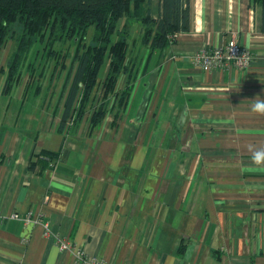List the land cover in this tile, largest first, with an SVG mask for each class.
<instances>
[{
    "label": "crops",
    "instance_id": "crops-1",
    "mask_svg": "<svg viewBox=\"0 0 264 264\" xmlns=\"http://www.w3.org/2000/svg\"><path fill=\"white\" fill-rule=\"evenodd\" d=\"M190 9V28L169 47L134 48L143 58L115 122L110 113L92 127L89 106L60 131L49 97L24 109L23 85L17 112L0 111V211L19 216L0 222V264H76V249L107 264H264V162L253 161L264 114L251 111L264 100L260 9L255 0ZM233 36L254 53L248 69L193 62L204 44Z\"/></svg>",
    "mask_w": 264,
    "mask_h": 264
},
{
    "label": "trees",
    "instance_id": "trees-1",
    "mask_svg": "<svg viewBox=\"0 0 264 264\" xmlns=\"http://www.w3.org/2000/svg\"><path fill=\"white\" fill-rule=\"evenodd\" d=\"M255 3L260 9L259 20L264 31V0H255ZM190 22V0H0V55L16 27H20L23 36L8 61L4 92L19 88L28 73L23 85L24 100L31 94L36 79L34 95L42 94L45 87L43 97H49L56 81L67 70L58 96L52 95L58 100L54 113L61 110L58 129L63 131L68 123L70 128L81 120L87 108H93L91 101L96 97L90 117L91 126L95 127L117 105L119 115L129 98L138 63L143 58L133 53V45L139 46L137 52L144 49L150 56L169 47L178 33L190 28ZM133 24L140 26L137 40L131 39ZM92 28L93 33L86 42ZM44 41L46 59L38 73L39 51L35 50L32 59L29 54L38 42ZM56 41L65 45L70 41L72 47L66 45L60 51L50 70L48 84L43 85L48 75L45 73L55 59L53 45ZM106 57L107 73L100 82V70ZM69 59L70 66L67 65ZM1 72H5V66ZM121 80L123 87L119 86ZM42 106L44 103L39 111ZM45 153L51 159L55 156Z\"/></svg>",
    "mask_w": 264,
    "mask_h": 264
},
{
    "label": "rangeland",
    "instance_id": "rangeland-1",
    "mask_svg": "<svg viewBox=\"0 0 264 264\" xmlns=\"http://www.w3.org/2000/svg\"><path fill=\"white\" fill-rule=\"evenodd\" d=\"M139 27H140L139 24H136L133 26V29H131V32H130L131 33V39H135V40L139 39V34H138L139 33ZM13 33H14V36L12 38H10L9 43L7 44V46L4 48V50L2 51V53L0 55V111L2 110L3 114H4V112H6V110L8 109V113H7V117H6L7 119L10 117V114H15L17 112V110L20 108V103H21V101L18 99L19 88H14V90H12L10 93L4 92V86H5L6 77H7V68L6 67L8 65V61L11 58L13 52L15 51V49L17 47L16 45L20 42L21 37H23L20 27H18V28L16 27L15 32H13ZM92 33H93V28L89 30V33H88L87 38H86V42L89 41V38L92 35ZM48 39H49V37H48ZM48 39H47V42H48ZM44 44H46V41H44V43L38 42L32 50V52L34 51V53L32 54V52H31L29 54L30 58L32 59V58H35V55H34L36 53L35 50L39 51V53L37 52L38 58H36L37 62H38L37 63L38 73L42 70V66H43L45 59H46L44 57L45 56L44 53L46 52V49H44V47H45ZM66 45H67V47H72V43H70V41ZM66 45L64 43L63 44L60 43L59 41H56L54 43L53 50L56 51L55 59H54L53 63L51 64V66L47 69V73H45V76H46V74H48V75H47L46 81H44L43 85H47L50 72H52L50 70L53 68L55 61H57L58 54L60 53V51H62L63 48H65ZM137 46H138V43H137ZM133 47H135L137 50L139 49V46L136 47L133 45ZM133 53H134V50H133ZM105 60L106 61L100 70L101 77H103L104 72L106 71L107 65H108L107 57L105 58ZM70 61H71V59L67 60L68 66H70ZM4 66H5V72H1V69ZM45 67H46V65H45ZM66 73H67V70H65L63 77H61L59 79L57 78L58 80L56 81L55 86L53 88L54 89L53 93H56L57 96L59 94V91L62 88V83H63L62 81H64V76ZM27 78H28V73L25 74V76L23 78L24 81H27ZM24 81H23L22 85H24ZM37 85H38V80L36 79V81L34 82L32 88L30 90L31 94L28 95V98L25 101L24 107H26V108H24V109L30 108L33 110V112L35 110L38 112V107L36 105L38 103L39 97H43L44 94L42 93L39 96L34 95L33 92L36 89ZM20 89L23 90V88H21V87H20ZM43 90H45V87L43 88ZM53 93H50V96H49V99H51V100H50V105H49L48 109L51 111L53 110L55 104H57V102H58L56 95L52 96ZM35 100H36V102H35ZM96 103H97V100L95 98L94 101H92V106ZM95 106L96 105H94V107ZM33 107H34V109H33ZM94 107L92 108V110L94 109ZM48 109H47V111H48ZM118 109H119V106L117 105L115 107V109H113V111L108 112V115L110 113L113 114L111 122H115L114 113H116V118H118V116H119L117 113ZM2 111H1V113H2ZM105 119H106V117H105Z\"/></svg>",
    "mask_w": 264,
    "mask_h": 264
},
{
    "label": "built area",
    "instance_id": "built-area-1",
    "mask_svg": "<svg viewBox=\"0 0 264 264\" xmlns=\"http://www.w3.org/2000/svg\"><path fill=\"white\" fill-rule=\"evenodd\" d=\"M193 62L202 70L208 72L213 70H226L234 66L240 70L248 69L253 60L254 53L249 47L242 46L235 36L224 45L204 44L192 58ZM17 213L5 214L0 211V222L6 218H18ZM26 223L34 221L30 214L24 218ZM56 244L61 251L70 249V242L61 235L56 236ZM76 264H107L104 259H98L86 254L83 250H75Z\"/></svg>",
    "mask_w": 264,
    "mask_h": 264
},
{
    "label": "clouds",
    "instance_id": "clouds-1",
    "mask_svg": "<svg viewBox=\"0 0 264 264\" xmlns=\"http://www.w3.org/2000/svg\"><path fill=\"white\" fill-rule=\"evenodd\" d=\"M251 111L253 113H258V114H264V100H256L252 105H251ZM253 161L256 164H260L264 162V152H256L253 155Z\"/></svg>",
    "mask_w": 264,
    "mask_h": 264
}]
</instances>
